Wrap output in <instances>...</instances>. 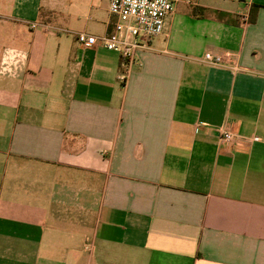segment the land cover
Here are the masks:
<instances>
[{
	"label": "crops",
	"instance_id": "obj_1",
	"mask_svg": "<svg viewBox=\"0 0 264 264\" xmlns=\"http://www.w3.org/2000/svg\"><path fill=\"white\" fill-rule=\"evenodd\" d=\"M102 1L0 0V264H264V0H177L124 82Z\"/></svg>",
	"mask_w": 264,
	"mask_h": 264
},
{
	"label": "built area",
	"instance_id": "obj_2",
	"mask_svg": "<svg viewBox=\"0 0 264 264\" xmlns=\"http://www.w3.org/2000/svg\"><path fill=\"white\" fill-rule=\"evenodd\" d=\"M108 13L112 18L111 31L100 36L77 32L75 41L83 47L99 46L112 51L121 58L122 72L118 80L124 82L135 62V53L152 38L163 34L165 21L173 12L177 0H105ZM41 27L44 32L55 34L60 29L39 23H31L30 28ZM203 60L209 64H224L237 70L236 64L231 65L233 56L230 53L213 55L205 53ZM233 134L223 132L219 140L227 145L233 142Z\"/></svg>",
	"mask_w": 264,
	"mask_h": 264
},
{
	"label": "rangeland",
	"instance_id": "obj_3",
	"mask_svg": "<svg viewBox=\"0 0 264 264\" xmlns=\"http://www.w3.org/2000/svg\"><path fill=\"white\" fill-rule=\"evenodd\" d=\"M102 6H106V2L104 0L102 1Z\"/></svg>",
	"mask_w": 264,
	"mask_h": 264
}]
</instances>
